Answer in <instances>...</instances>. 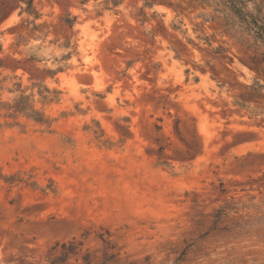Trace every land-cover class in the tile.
Listing matches in <instances>:
<instances>
[{
	"label": "rangeland",
	"instance_id": "obj_1",
	"mask_svg": "<svg viewBox=\"0 0 264 264\" xmlns=\"http://www.w3.org/2000/svg\"><path fill=\"white\" fill-rule=\"evenodd\" d=\"M20 7L0 0V104L48 124L0 107V264H264V45L229 6Z\"/></svg>",
	"mask_w": 264,
	"mask_h": 264
},
{
	"label": "trees",
	"instance_id": "obj_2",
	"mask_svg": "<svg viewBox=\"0 0 264 264\" xmlns=\"http://www.w3.org/2000/svg\"><path fill=\"white\" fill-rule=\"evenodd\" d=\"M210 1V0H205ZM224 5H228L231 11L235 16H237L240 20V23L243 25L244 29L251 33L253 38L257 42H261L264 45V23L253 17L245 8L243 5V2L241 0H222ZM26 4V8L20 7L23 12L27 13L28 15H35V18H39V13L34 8V0H18V4ZM66 25H68L70 28L73 26L70 19H67L65 21ZM1 51V47H0ZM5 66L0 64V68ZM18 69V68H16ZM1 108H4L6 110H10L13 112V114H25L29 118H32L37 123L47 125L48 121L45 118V116L36 111L32 104L30 103V98L25 95H21L20 98L15 101L13 105L11 104H0ZM221 186H223V183H221ZM222 192H225V190L222 189ZM225 207L220 208L213 214V220H212V229L217 233H230L229 229L227 227L218 229V224L221 223L223 218L227 215L228 211L233 210V206H235V203L232 201H226ZM64 251H66L65 246H63ZM74 249H70V253L73 252ZM68 255V252L63 253V257L56 260L54 263L57 262H63L64 259H66ZM88 261V259H86Z\"/></svg>",
	"mask_w": 264,
	"mask_h": 264
}]
</instances>
